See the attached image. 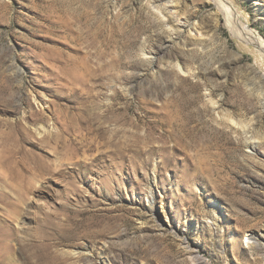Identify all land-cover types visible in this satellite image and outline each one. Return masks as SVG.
I'll return each instance as SVG.
<instances>
[{"label":"rangeland","instance_id":"1","mask_svg":"<svg viewBox=\"0 0 264 264\" xmlns=\"http://www.w3.org/2000/svg\"><path fill=\"white\" fill-rule=\"evenodd\" d=\"M146 1L0 0V264H264V57L214 0H175L200 37Z\"/></svg>","mask_w":264,"mask_h":264},{"label":"bare ground","instance_id":"2","mask_svg":"<svg viewBox=\"0 0 264 264\" xmlns=\"http://www.w3.org/2000/svg\"><path fill=\"white\" fill-rule=\"evenodd\" d=\"M214 1L216 2V6L218 7V13L224 16L226 25L228 26L231 33L254 44L255 47L259 50L261 57H264V40L259 36L258 31L252 30L238 19L241 14L238 8L236 7L234 1ZM179 5L180 3L178 4V1L176 2L175 0L146 1V7L150 10L151 14L156 19L161 29L168 33L169 36H172L174 34H181L184 30H188L192 37H200L201 35H203L204 32L202 31V28L199 24L190 23L187 18H181V8L179 7ZM172 66L178 72H187L182 66H180L178 62H173ZM207 100L211 103L214 109L220 107V104H218L217 101L213 100L210 95H207ZM250 145H248V147H251ZM247 238L250 239L249 241H251L254 245H256L254 248H257L259 250L261 249V251H263L264 253V249H262V246H264V232L259 233V235L255 233H250Z\"/></svg>","mask_w":264,"mask_h":264}]
</instances>
